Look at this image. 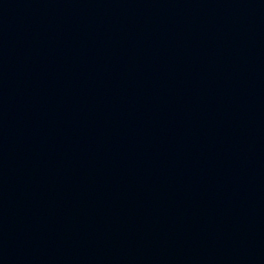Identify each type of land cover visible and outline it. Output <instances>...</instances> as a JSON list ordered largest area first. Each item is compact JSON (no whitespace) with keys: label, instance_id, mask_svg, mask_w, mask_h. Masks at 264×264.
I'll use <instances>...</instances> for the list:
<instances>
[{"label":"water","instance_id":"1","mask_svg":"<svg viewBox=\"0 0 264 264\" xmlns=\"http://www.w3.org/2000/svg\"><path fill=\"white\" fill-rule=\"evenodd\" d=\"M0 264H264V0H0Z\"/></svg>","mask_w":264,"mask_h":264}]
</instances>
